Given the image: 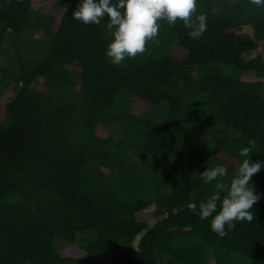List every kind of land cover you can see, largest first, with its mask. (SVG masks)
<instances>
[{
	"label": "trees",
	"instance_id": "1",
	"mask_svg": "<svg viewBox=\"0 0 264 264\" xmlns=\"http://www.w3.org/2000/svg\"><path fill=\"white\" fill-rule=\"evenodd\" d=\"M80 3L0 0V91L13 93L0 111V264H264V167L252 223L221 238L198 214L216 191L206 169L226 167L229 184L245 147L264 164V57L251 56L264 8L197 0L202 38L161 21L158 45L114 66L108 18L73 19ZM151 206L152 226L137 218Z\"/></svg>",
	"mask_w": 264,
	"mask_h": 264
},
{
	"label": "clouds",
	"instance_id": "2",
	"mask_svg": "<svg viewBox=\"0 0 264 264\" xmlns=\"http://www.w3.org/2000/svg\"><path fill=\"white\" fill-rule=\"evenodd\" d=\"M228 2L230 6L235 4V0ZM249 3L264 8V0H249ZM64 11L67 9L64 8ZM221 11L222 5L215 4L211 8V15L215 17ZM105 17L108 18L107 34L111 38L106 57L114 66H121L125 59L144 54L149 42L159 44L161 21L173 27L180 21L189 30L191 40L202 38L207 30L208 13L198 12L197 0H81L72 14L73 19L85 25H100ZM250 152L251 149L247 147L239 152L240 157L248 158L239 163L229 184L218 181V178L227 176L226 167H212L200 174L206 184L217 182L216 191L206 202L199 204L198 214L201 219L212 217L211 230L221 238L233 230L237 222L252 223L255 219L252 208L260 196L250 181L264 164L259 161L250 163ZM221 193H224L223 197ZM188 208L197 211L195 203H189Z\"/></svg>",
	"mask_w": 264,
	"mask_h": 264
},
{
	"label": "rangeland",
	"instance_id": "3",
	"mask_svg": "<svg viewBox=\"0 0 264 264\" xmlns=\"http://www.w3.org/2000/svg\"><path fill=\"white\" fill-rule=\"evenodd\" d=\"M33 1V7L35 9H40V8H44V7H47L50 3L51 0H32ZM245 32L247 33H250L251 30L250 29H247L245 30ZM41 36H38L37 38H39ZM258 54H261L263 57H264V45L261 46V48H259V50L252 54L251 56L254 57ZM70 71L74 70V66H70L68 68ZM237 73H235L236 75ZM241 80L243 81H246V82H255V81H258V79L256 78V76L252 73H246V74H243L241 76ZM264 82V79L262 80ZM37 85L41 88H43V85H44V81L43 80H40L39 82H37ZM13 97V93L6 90L4 92H1L0 91V111L4 109L5 105L7 104V102ZM117 129V128H116ZM111 134H113L115 131L114 130H111ZM233 136H237V135H233ZM206 142L209 144L210 141L209 139H206ZM154 211H155V207L154 206H151L141 212H139L137 214V218L139 221H142V222H147L149 225H154L157 221V219L155 218L154 216ZM168 263V260L166 258H162L160 259L159 261V264H166Z\"/></svg>",
	"mask_w": 264,
	"mask_h": 264
}]
</instances>
